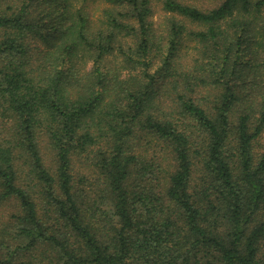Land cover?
<instances>
[{"label":"trees","instance_id":"trees-1","mask_svg":"<svg viewBox=\"0 0 264 264\" xmlns=\"http://www.w3.org/2000/svg\"><path fill=\"white\" fill-rule=\"evenodd\" d=\"M78 1L0 0V264H264V0Z\"/></svg>","mask_w":264,"mask_h":264},{"label":"rangeland","instance_id":"rangeland-1","mask_svg":"<svg viewBox=\"0 0 264 264\" xmlns=\"http://www.w3.org/2000/svg\"><path fill=\"white\" fill-rule=\"evenodd\" d=\"M187 2L195 3L200 6H207L215 3L216 0H186ZM86 6L90 12H92L93 19H98L102 14L104 7L107 5L105 0H79L77 5ZM153 19L158 25H164L167 19V13L163 9V0H154V14ZM193 45L190 41H187L186 45L183 47V52L180 54V60L187 62V57H189L187 52L193 51ZM35 46L38 47V51L47 49V44L43 40H36Z\"/></svg>","mask_w":264,"mask_h":264}]
</instances>
